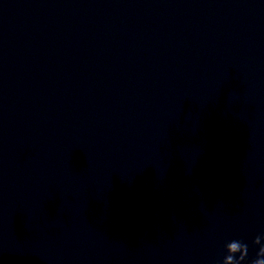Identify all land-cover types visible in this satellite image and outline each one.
Wrapping results in <instances>:
<instances>
[{"label": "water", "instance_id": "water-1", "mask_svg": "<svg viewBox=\"0 0 264 264\" xmlns=\"http://www.w3.org/2000/svg\"><path fill=\"white\" fill-rule=\"evenodd\" d=\"M257 236L264 0H0V264H251Z\"/></svg>", "mask_w": 264, "mask_h": 264}, {"label": "clouds", "instance_id": "clouds-1", "mask_svg": "<svg viewBox=\"0 0 264 264\" xmlns=\"http://www.w3.org/2000/svg\"><path fill=\"white\" fill-rule=\"evenodd\" d=\"M262 240H264V236H257L253 241V244L258 245L259 249L251 264H264V244L261 243ZM225 249L227 255L224 257L222 264H244L248 256L247 244L239 240H233L225 245Z\"/></svg>", "mask_w": 264, "mask_h": 264}]
</instances>
